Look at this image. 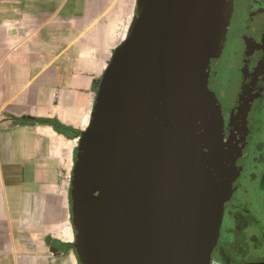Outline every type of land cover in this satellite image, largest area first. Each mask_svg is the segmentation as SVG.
I'll return each mask as SVG.
<instances>
[{
  "label": "water",
  "instance_id": "obj_1",
  "mask_svg": "<svg viewBox=\"0 0 264 264\" xmlns=\"http://www.w3.org/2000/svg\"><path fill=\"white\" fill-rule=\"evenodd\" d=\"M233 9L234 0H135L76 147L78 264H212L238 142L208 71Z\"/></svg>",
  "mask_w": 264,
  "mask_h": 264
},
{
  "label": "crops",
  "instance_id": "obj_2",
  "mask_svg": "<svg viewBox=\"0 0 264 264\" xmlns=\"http://www.w3.org/2000/svg\"><path fill=\"white\" fill-rule=\"evenodd\" d=\"M107 8V0H0V264H78L69 207L74 151L118 45L106 28L82 30L130 10L103 16ZM261 218L264 229V211ZM222 241L212 264H264L261 250L235 255Z\"/></svg>",
  "mask_w": 264,
  "mask_h": 264
},
{
  "label": "flooded vegetation",
  "instance_id": "obj_3",
  "mask_svg": "<svg viewBox=\"0 0 264 264\" xmlns=\"http://www.w3.org/2000/svg\"><path fill=\"white\" fill-rule=\"evenodd\" d=\"M263 48L264 0H234L222 56L208 71L218 101L229 99L223 117L238 142V174L225 203L220 242L229 239L235 255L252 248L264 257Z\"/></svg>",
  "mask_w": 264,
  "mask_h": 264
},
{
  "label": "rangeland",
  "instance_id": "obj_4",
  "mask_svg": "<svg viewBox=\"0 0 264 264\" xmlns=\"http://www.w3.org/2000/svg\"><path fill=\"white\" fill-rule=\"evenodd\" d=\"M114 0H107L108 6L110 3H112ZM111 8H107L106 10H103V16H107L110 12H114L115 10H110ZM130 10H124V15L121 14L117 16L114 20H88V26L85 30H82V34L84 32H94V34L100 33V28H106L109 31H112L114 33V38L117 39L118 44L122 42L125 39V36L127 34V31L130 27V24L132 22V19L130 20V16L133 13V8H128ZM117 12V11H115ZM95 29V31H94ZM115 39V40H116ZM116 47V46H115ZM114 47V48H115ZM221 106L223 109V114L225 115L228 107L230 106V102L228 98H222L220 100ZM76 154V150L74 151V156ZM71 179V176H70Z\"/></svg>",
  "mask_w": 264,
  "mask_h": 264
},
{
  "label": "built area",
  "instance_id": "obj_5",
  "mask_svg": "<svg viewBox=\"0 0 264 264\" xmlns=\"http://www.w3.org/2000/svg\"><path fill=\"white\" fill-rule=\"evenodd\" d=\"M135 0H114L110 5L108 6L112 10H116L119 7H127V8H134ZM133 13L130 16V20L132 19Z\"/></svg>",
  "mask_w": 264,
  "mask_h": 264
},
{
  "label": "trees",
  "instance_id": "obj_6",
  "mask_svg": "<svg viewBox=\"0 0 264 264\" xmlns=\"http://www.w3.org/2000/svg\"><path fill=\"white\" fill-rule=\"evenodd\" d=\"M48 125H51L58 133H63V134H66L68 129L64 126H61L59 123L55 122V121H47V122H44ZM74 161H75V156H74ZM71 247H72V244H71Z\"/></svg>",
  "mask_w": 264,
  "mask_h": 264
},
{
  "label": "bare ground",
  "instance_id": "obj_7",
  "mask_svg": "<svg viewBox=\"0 0 264 264\" xmlns=\"http://www.w3.org/2000/svg\"><path fill=\"white\" fill-rule=\"evenodd\" d=\"M87 118H88V116H87ZM87 123V122H86Z\"/></svg>",
  "mask_w": 264,
  "mask_h": 264
}]
</instances>
